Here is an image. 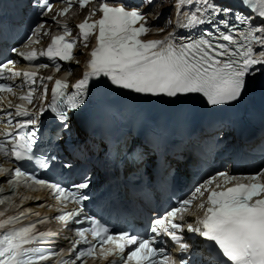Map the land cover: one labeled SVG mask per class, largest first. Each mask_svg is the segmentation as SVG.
<instances>
[{"label":"snow or ice","instance_id":"1","mask_svg":"<svg viewBox=\"0 0 264 264\" xmlns=\"http://www.w3.org/2000/svg\"><path fill=\"white\" fill-rule=\"evenodd\" d=\"M64 2L68 7L60 10L58 16L66 15L72 7V0ZM90 2L79 0V6L84 8ZM146 3L151 4L152 0H146ZM238 3L240 7H235L231 0H176L173 7L184 18L178 20L176 26L199 29L198 34L185 38L173 32L163 40L145 41L141 37L150 31L146 14L136 8L129 10L123 4L110 6L108 0H104L99 8L102 13L99 19L91 20V16L96 15V10H93L77 25L85 47L88 38L94 34L96 47L90 53L83 78L72 85L74 91L69 93L68 84L56 80L51 89V102L39 113L29 112L21 105L15 106L14 115L0 109L5 112L7 120L6 129L0 131V137H3L0 138V157L17 162L7 182H31L50 189L61 208V214L55 219L65 227L85 221L90 224L87 228L73 229L75 238L68 241L69 248L53 250L44 245L51 243L48 237L57 234L38 231V225L46 223L48 217L32 213L31 209L8 216L0 220V264H43L51 259H55L56 264H87L89 259L108 257H113L109 264H174L167 256L157 259L164 250L154 247L155 239L152 237H141L128 231L113 234L93 216L84 215L79 219L84 213L83 202L88 199L80 191L89 187L86 177L69 189L57 182L38 179L20 162L39 160V167L48 168L51 161L57 159L56 156L41 159L35 154L39 115L50 110L61 122L62 129H69V113L85 104L92 80L96 81L97 87L107 86L106 79L111 86L152 97L200 94L212 106L238 101L247 90L250 79L261 70L257 66L264 67V0H238ZM34 7L39 10V15L46 16L53 11L54 5L49 0H35ZM242 8H250L254 14L247 15ZM257 18L260 22L254 23ZM52 19L59 23L55 16ZM46 23L43 21L31 29L32 35L39 36ZM62 27L64 35L53 37L46 51L21 52L16 48L11 51L27 61L43 56L49 60L70 62L75 58L76 40L66 39L71 31L67 25ZM254 46H259L258 54ZM13 64L10 59L0 63V80L23 76L24 83L30 87L27 94L20 95L19 99L31 104L35 92L31 86L36 84L38 73L15 71L10 67ZM56 69L60 71L59 64ZM45 79L52 80V77H40L44 99L48 94L47 85L43 84ZM0 94H4L0 95V101L6 100L11 108L8 97L17 95L14 83H0ZM15 117L27 119L13 125ZM0 171L9 170L0 163ZM221 179L222 183L217 182ZM205 193L207 206L204 202L198 206L205 209L202 217H198L194 224L186 222L182 215L177 220L178 214L186 212L193 201ZM3 202L0 199V203ZM69 204L75 207L68 210ZM29 215H36L38 219L24 224L23 220ZM185 229L187 233L211 242V245L201 250L194 243L184 242ZM150 232L170 237L182 253L193 249L189 256H181L180 264H264V168L247 176L219 172L208 178L195 188L191 198L181 200L179 207L155 218ZM126 249L130 250L125 255Z\"/></svg>","mask_w":264,"mask_h":264},{"label":"bare ground","instance_id":"2","mask_svg":"<svg viewBox=\"0 0 264 264\" xmlns=\"http://www.w3.org/2000/svg\"><path fill=\"white\" fill-rule=\"evenodd\" d=\"M167 5H169V3H167ZM149 15L153 18V14H149ZM153 22H155V21H153ZM77 58L81 59L82 62L85 59V57L82 54H79ZM82 62L79 66L73 67L74 72H77L76 75H78V76H81L83 73V63ZM252 98H247L245 101H243L242 105H241V108H243V109H240V110H246V108H262V107H264V94L263 93L259 92L256 96H254Z\"/></svg>","mask_w":264,"mask_h":264},{"label":"rangeland","instance_id":"3","mask_svg":"<svg viewBox=\"0 0 264 264\" xmlns=\"http://www.w3.org/2000/svg\"><path fill=\"white\" fill-rule=\"evenodd\" d=\"M163 5L166 7V5H165V4H163ZM154 7H156V6H154ZM79 54H82V55H83L84 53H79ZM79 54H78V55H79ZM84 55H85V54H84Z\"/></svg>","mask_w":264,"mask_h":264}]
</instances>
